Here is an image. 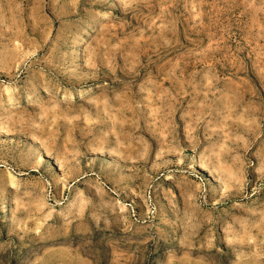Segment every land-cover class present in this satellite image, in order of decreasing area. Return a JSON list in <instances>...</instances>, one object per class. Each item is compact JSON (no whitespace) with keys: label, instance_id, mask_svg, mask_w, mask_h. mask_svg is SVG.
Masks as SVG:
<instances>
[{"label":"rangeland","instance_id":"obj_1","mask_svg":"<svg viewBox=\"0 0 264 264\" xmlns=\"http://www.w3.org/2000/svg\"><path fill=\"white\" fill-rule=\"evenodd\" d=\"M0 264H264V0H0Z\"/></svg>","mask_w":264,"mask_h":264},{"label":"bare ground","instance_id":"obj_2","mask_svg":"<svg viewBox=\"0 0 264 264\" xmlns=\"http://www.w3.org/2000/svg\"><path fill=\"white\" fill-rule=\"evenodd\" d=\"M84 36L83 37H81V40H78L79 41V44H80V42H82V41H84ZM81 45V44H80ZM79 50V49H78ZM74 52H75V50H74ZM89 89H90V87H89ZM82 90H84V89H82ZM82 90H80V91H82ZM86 91V90H85ZM85 91H83V92H85ZM6 205V204H5ZM4 205V206H5ZM6 207V206H5ZM5 209V208H4ZM8 209V208H7ZM6 211V210H5ZM4 213V212H3ZM6 213V212H5ZM5 216H6V214H5ZM8 219V218H7Z\"/></svg>","mask_w":264,"mask_h":264}]
</instances>
